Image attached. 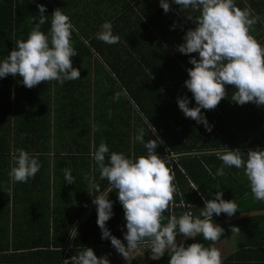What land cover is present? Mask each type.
<instances>
[{"label": "trees", "instance_id": "obj_1", "mask_svg": "<svg viewBox=\"0 0 264 264\" xmlns=\"http://www.w3.org/2000/svg\"><path fill=\"white\" fill-rule=\"evenodd\" d=\"M169 3L171 11L165 14L159 0H0V61L7 58L17 40L27 39L33 17H39L37 5L43 4L47 21L41 31L45 34L51 14L58 8L74 25L72 42L78 55L71 59L73 67L80 70V79L66 81L63 86L50 81L28 89L22 77L0 78V212L15 215L16 228L8 236L12 240L5 251L20 258L15 259L16 264H24L27 255L40 256L42 264L62 263L71 230L90 210L93 196L106 194L110 187L100 179L92 154L104 141L109 153H123L130 159L147 155L144 145L135 140L141 128L145 142L153 139L158 145L155 153L162 159L171 158L166 164L174 174L175 197L191 203L196 217H200L204 199H213L216 192L238 205L231 217L264 210V201L253 198L242 169L225 167L226 175L214 178L222 161L214 153H203L225 147H264V106L236 104L231 100L235 89L226 86V97L214 110H201L212 126L210 132L185 117L177 98L187 96L189 107L196 106L184 81L189 78L187 69L193 67L190 58L199 56L182 54L176 46L183 43L186 31L195 27L187 17L199 13ZM235 4L244 9V0H235ZM106 21L112 23L119 43L109 45L96 39ZM263 23L260 20L250 33L262 46ZM17 149H24L41 165L26 183L12 182L9 177ZM63 169L71 170L73 184L66 183ZM108 195L114 215L106 226L127 244L123 207L115 190ZM92 210L75 238L73 255L87 247L102 257L108 254L104 255L103 249L110 252L114 248L109 239H101L96 206ZM180 215L177 210L175 216ZM163 216L166 224L170 214L164 212ZM231 217L213 214L212 222ZM233 224L221 226L224 232L214 246L227 243L225 231L231 227L240 229L232 231L238 235V246L246 241L264 243V216ZM194 242L206 247L213 243L198 236L184 244ZM71 256L67 254L66 259ZM107 257L112 264L111 256ZM149 257L150 248L140 262L131 264H141ZM169 259L166 253L152 264H169Z\"/></svg>", "mask_w": 264, "mask_h": 264}, {"label": "clouds", "instance_id": "obj_2", "mask_svg": "<svg viewBox=\"0 0 264 264\" xmlns=\"http://www.w3.org/2000/svg\"><path fill=\"white\" fill-rule=\"evenodd\" d=\"M171 2L199 13L195 17H187L195 27L188 29L183 43L176 46V50L182 54L198 53L199 56V59L194 56L190 58L189 63L193 67L187 69L189 78L184 81L196 106L189 107L187 96L177 98L178 107L185 117L203 124L210 132L212 126L201 110H214L226 97V86L235 89L231 100L236 104L243 106L251 102L258 107L264 106V46L250 34L255 31L254 26L260 21V16L253 15L248 7L241 9L235 0ZM159 3L165 14L171 11L169 0H159ZM37 7L39 17H33V27L27 39L17 40L7 58L0 61V78L8 75L22 77V84L28 89L50 81H57L63 86L66 81L80 79V70L73 67L71 59L78 53L72 42L75 29L70 18L59 8L56 9L51 14L50 29L45 34L41 26L47 21L46 7L43 4ZM96 39L112 45L119 43L120 37L113 34L112 23L106 21L96 34ZM145 135V130L141 128L135 140L144 145L147 155L130 159L123 153H109L104 141L92 154L100 171V179L106 180L110 186L106 194L92 195L94 198L90 203L96 206L101 239H109L114 247L112 250L126 260L131 250L147 243L153 260H160L167 250L169 264H222L221 252L214 244L221 239L224 229L213 224V214L219 216L223 213L231 217L238 211V205L234 200H224L222 192H216L213 199H204L200 212L203 218L194 217L190 211H186L179 217L170 216L164 224L163 213L168 210L177 191L173 183L174 174L166 164L167 159L155 153L158 145L153 139L145 142ZM260 149L264 147L249 149L246 154L239 148L217 150L214 154L222 161V167L217 169L214 178L226 175L225 167L242 169L253 198L264 201V150ZM203 153L213 154L212 151ZM13 160L14 166L9 172L12 182L26 183L35 177L41 167L38 160L24 149H17ZM207 170L211 175V169ZM62 171L66 183L73 184L71 170ZM94 187L97 192L100 191L98 185ZM113 190L117 192L118 201L123 207L127 229L124 240L127 244L112 235L106 226L114 215L113 202L108 195ZM232 231L240 229L232 227ZM178 235L191 239L200 236L204 241L213 243L208 247L200 242L185 246L183 242L177 244ZM72 251L69 254L72 256L66 259L65 255L61 264H110L106 255L97 257L92 248L79 250L76 255Z\"/></svg>", "mask_w": 264, "mask_h": 264}, {"label": "crops", "instance_id": "obj_3", "mask_svg": "<svg viewBox=\"0 0 264 264\" xmlns=\"http://www.w3.org/2000/svg\"><path fill=\"white\" fill-rule=\"evenodd\" d=\"M257 4H259L260 7H258ZM243 5L244 8H250L253 15H258L259 13L264 14V3H262V0H253V3H251V0H244ZM260 18V20H264V16H260ZM262 29H264V23L262 24ZM9 201L12 206L14 203L13 198H10ZM11 209L13 208L11 207ZM15 228L16 223L14 213L0 212V264H16L15 259H20L18 257L10 256L11 251H5L8 250L9 241L11 242L12 240L11 238L8 239V236L12 235ZM25 230H28V228ZM225 232H228L227 243H221L215 246L221 252V258L224 264H264V243L252 244L247 243L246 241V244L238 246V235H233L232 227ZM35 252L36 251H30L28 253ZM26 258L24 264H36V259L40 261L41 264L43 263V259H41L40 256L37 258L27 255Z\"/></svg>", "mask_w": 264, "mask_h": 264}, {"label": "built area", "instance_id": "obj_4", "mask_svg": "<svg viewBox=\"0 0 264 264\" xmlns=\"http://www.w3.org/2000/svg\"><path fill=\"white\" fill-rule=\"evenodd\" d=\"M230 150H235L237 148L235 147H228ZM242 152L244 151H248L249 149L254 150V148H248V147H241L239 148ZM217 151V150H216ZM216 151H212V153L216 154ZM167 160L170 162L171 158H167ZM192 187H193V183H191ZM181 197V195H180ZM92 207L94 209L95 205L92 204L90 210H88L84 216L80 219L79 222L76 223V225L73 227V229L70 232L66 247H65V255L70 254V252L72 250L75 249V238L77 236V234L79 233V230L81 228V226L83 225V223L91 216L92 213ZM193 205L191 203L186 202L184 199H181L180 201H177V198L175 197L174 194V200L171 202V204L169 205V208L167 211H165L166 213L170 214V216L175 215L177 210H179L181 212V215L186 212V211H190L194 217H196L194 215V210H193ZM76 230V231H75ZM73 238H72V237Z\"/></svg>", "mask_w": 264, "mask_h": 264}, {"label": "rangeland", "instance_id": "obj_5", "mask_svg": "<svg viewBox=\"0 0 264 264\" xmlns=\"http://www.w3.org/2000/svg\"><path fill=\"white\" fill-rule=\"evenodd\" d=\"M232 225H234V224H232ZM148 249H149V247L145 245V246H139L135 250H131L129 252V256H128L127 260L124 259L123 256L121 254H119L116 250L113 251L111 249L109 252V251H106L105 249H103L104 250L103 253H104V255L106 253H108V254H106V256H111L110 258H111L112 264H115L116 261L123 262L124 264H131L133 262H140L144 258L145 252Z\"/></svg>", "mask_w": 264, "mask_h": 264}, {"label": "water", "instance_id": "obj_6", "mask_svg": "<svg viewBox=\"0 0 264 264\" xmlns=\"http://www.w3.org/2000/svg\"><path fill=\"white\" fill-rule=\"evenodd\" d=\"M258 216H264V210L243 213V214H240V215H237V216H234V217H231V218H228V219H225V220L213 223V224L214 225H219V226H226V225H229V224L236 223V222H238L240 220H243V219H247V218H251V217H258ZM189 240H192V239L182 236L179 239H177L176 242H177V244H179L181 242L186 243ZM166 253H167V250L165 251V254ZM154 261H156V260L151 259V256H150L149 258H147L141 264H152Z\"/></svg>", "mask_w": 264, "mask_h": 264}]
</instances>
